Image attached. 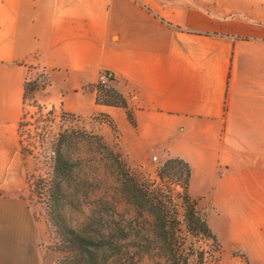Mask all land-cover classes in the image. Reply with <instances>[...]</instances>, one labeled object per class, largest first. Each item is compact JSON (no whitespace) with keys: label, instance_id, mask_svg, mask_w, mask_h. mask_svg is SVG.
Instances as JSON below:
<instances>
[{"label":"crops","instance_id":"1","mask_svg":"<svg viewBox=\"0 0 264 264\" xmlns=\"http://www.w3.org/2000/svg\"><path fill=\"white\" fill-rule=\"evenodd\" d=\"M33 69L47 79L41 105L107 142L110 121L140 163L185 162L217 240L264 264V0H0V264H53L18 133ZM104 71L133 125L96 103Z\"/></svg>","mask_w":264,"mask_h":264},{"label":"trees","instance_id":"2","mask_svg":"<svg viewBox=\"0 0 264 264\" xmlns=\"http://www.w3.org/2000/svg\"><path fill=\"white\" fill-rule=\"evenodd\" d=\"M36 85L25 82L24 104ZM112 86L97 82L91 87L96 103L125 110L133 125L127 102ZM33 106L41 115L43 107ZM47 115L52 124L54 110ZM38 143L49 171L36 177L31 189L43 207L50 248L60 255L56 264H204L201 241L218 252L217 237L189 194L185 162L168 159L156 181L130 169L102 136L84 127L53 132L50 126ZM172 171L181 180L180 193L171 188ZM174 197L181 199L183 221Z\"/></svg>","mask_w":264,"mask_h":264},{"label":"rangeland","instance_id":"3","mask_svg":"<svg viewBox=\"0 0 264 264\" xmlns=\"http://www.w3.org/2000/svg\"><path fill=\"white\" fill-rule=\"evenodd\" d=\"M30 72L31 76L29 77V81L35 80L37 85L35 91L29 92L27 95V100L25 101L23 110V122L21 124L22 126L18 128V133L21 143V149L23 151V154L26 156V178L30 183L29 188L27 187V194L38 225H40L41 244L42 247H46L48 249L49 262L52 261L53 264H56V261L60 257V255L52 251L50 248L51 239L49 232H47L44 224L43 207L38 203V199L31 189L36 177L44 176L49 171V162L44 158L43 155H41L42 157L40 156V153L42 152L39 148L38 142L40 137L48 134L50 126L53 132L70 128L84 127L86 130L93 133V131L89 127L92 121L81 119L77 121V119L73 116H69L66 114L62 115V113L64 112L60 108H51L45 105H41L40 102L43 100L41 99V97L44 95V90L47 86V79L42 71L33 69ZM110 85L112 86V84ZM32 98L35 101L34 104L32 102ZM33 105H40L43 107L41 115ZM51 109L54 110L56 116L52 124H50L48 121L51 119V117L47 115V112ZM97 120H104V118L98 117ZM108 126L111 128L113 138L112 141L105 142L121 154L123 161L130 169L137 171L145 178L158 181L157 177L159 175L160 169L167 160L159 159L156 153H149L144 163H140V161H143V158L141 157H128L119 148V135L117 129L111 122L110 125L108 124ZM29 152L31 153L30 156ZM153 157H157V159L154 161ZM169 181L171 182V188L174 190V192L180 193L181 188L179 187V185L181 180L175 171H172L170 173ZM203 192L205 191L198 185H193L190 189V194L192 196L201 194ZM195 200L198 204L200 213L206 218L210 229L216 235L217 221L215 215V206L209 204L206 200ZM173 204L177 212L178 219L180 221H183L184 211L182 208L180 197H174ZM198 246L206 252L204 264H247L244 256L239 253L236 248H224L219 241L218 252H215L213 246L206 241L199 242Z\"/></svg>","mask_w":264,"mask_h":264},{"label":"built area","instance_id":"4","mask_svg":"<svg viewBox=\"0 0 264 264\" xmlns=\"http://www.w3.org/2000/svg\"><path fill=\"white\" fill-rule=\"evenodd\" d=\"M98 82L103 85H110L113 83V75L109 72H100L98 75ZM153 160L155 161L156 158L153 157Z\"/></svg>","mask_w":264,"mask_h":264}]
</instances>
